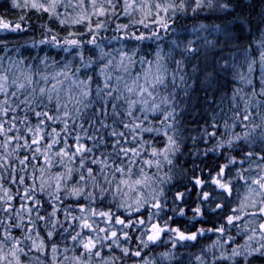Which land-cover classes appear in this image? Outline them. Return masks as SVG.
Masks as SVG:
<instances>
[{
	"label": "snow or ice",
	"instance_id": "obj_1",
	"mask_svg": "<svg viewBox=\"0 0 264 264\" xmlns=\"http://www.w3.org/2000/svg\"><path fill=\"white\" fill-rule=\"evenodd\" d=\"M0 13V264H264V0Z\"/></svg>",
	"mask_w": 264,
	"mask_h": 264
},
{
	"label": "trees",
	"instance_id": "obj_2",
	"mask_svg": "<svg viewBox=\"0 0 264 264\" xmlns=\"http://www.w3.org/2000/svg\"><path fill=\"white\" fill-rule=\"evenodd\" d=\"M0 14H2V13H0ZM20 14H22V13H21V10H14V12H13V13H9L8 16H9L10 19H15L16 16H18V15H20ZM189 15L191 16V13H189ZM213 15H214V14L211 13L208 9H204V10L200 13V22L205 23V24H208V25H211V23H212V16H213ZM205 17H207V18H205ZM32 19H33V21H35L36 17L33 16ZM187 23H188V25H189V28H191L193 21L189 20V21H187ZM217 23H218V21H217ZM111 34H112V33L109 32V33H106L105 35H111ZM30 35H32V34L30 33ZM35 35H36V38H37V39L40 38L39 35H38V33L35 34ZM61 35H64V33H61ZM25 38H27V37H25ZM192 38H194V37H192ZM137 67H139V66H137ZM233 231H235V230H233ZM137 234H138V233H137ZM210 235H211V234H210ZM164 239L167 240V237H164ZM212 239H215V237L213 236ZM237 239L239 240V237H238ZM203 243H205V244H209V243H211V241H210V240H206V241H203ZM133 247H135V244H133ZM198 247H199V245L197 246V248H192V249H190V251H191L192 253H197V254H198ZM169 248H170V245H167V246H166V245H164V244H161L160 246L153 248L151 251L144 250V253H145L149 258H153V257H155L157 260H159V253H160V252H163V251H166V250H168ZM181 251H184V252H185V257H184V259H185V261H187V260L189 259L188 255H187V250L182 249ZM192 264H195L194 257H193V259H192Z\"/></svg>",
	"mask_w": 264,
	"mask_h": 264
}]
</instances>
